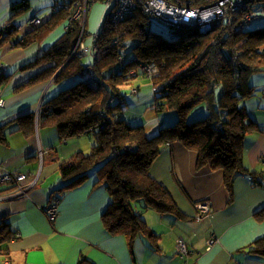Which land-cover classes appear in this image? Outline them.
I'll list each match as a JSON object with an SVG mask.
<instances>
[{"label": "trees", "instance_id": "obj_1", "mask_svg": "<svg viewBox=\"0 0 264 264\" xmlns=\"http://www.w3.org/2000/svg\"><path fill=\"white\" fill-rule=\"evenodd\" d=\"M180 1L190 7L208 3ZM29 4V0L12 2L10 18L0 25V47L7 43L13 48L39 44L73 12L68 3L55 9L37 29L20 36L21 25L15 20L29 9ZM110 13L93 36L88 52L70 56L83 25L81 20L74 21L49 49L20 67L24 71L45 66L14 90L52 79L62 84L44 101L42 124L56 127L61 138L92 135L95 142L88 154L80 151L60 165L67 183L58 191L78 187L97 174V185H105L112 197L103 223L111 233L124 235L133 251L135 239L141 234L153 242L158 240L142 216L143 209L184 217L169 190L151 174L152 164L166 143L178 141L197 152L198 168L222 169L229 202L233 200L236 178L243 174L254 177L244 164V141L258 125L251 119L246 101L257 88L252 76L264 73V27L250 28L249 23L264 13V0H243L238 10L206 32L167 24L172 29L170 38L152 30L153 19L140 6L117 21H112ZM151 66L157 68L154 75L149 73ZM10 76L0 72L1 89ZM139 76L152 81V106L156 110L178 114L174 125H166L153 137L147 136L143 124L122 116V102L126 100L123 92L131 85L137 94L140 88L134 82ZM201 103L207 115L190 120V112ZM21 120H25V126L20 129L28 135L34 128V116L29 114ZM14 187L15 183L0 182V194ZM257 218L263 220L264 210L257 213ZM17 238L11 223L0 218V264H9L8 244ZM181 238L176 241V255H181L177 250ZM252 247L264 257V237L248 248Z\"/></svg>", "mask_w": 264, "mask_h": 264}, {"label": "crops", "instance_id": "obj_2", "mask_svg": "<svg viewBox=\"0 0 264 264\" xmlns=\"http://www.w3.org/2000/svg\"><path fill=\"white\" fill-rule=\"evenodd\" d=\"M59 3L60 0H55L54 6ZM27 10L15 20L21 25L20 36L28 33V21L38 17V8L30 5ZM52 13L53 9L44 21ZM8 18L0 20V25ZM64 23L39 44L13 48L7 43L0 47V72L12 75L2 87L4 105L0 107V128L5 140L0 141V163H5L11 171L30 172L32 179L38 178L28 196L16 195V187L0 194V218H6L19 235L8 244L9 264H82V261L86 264H264V257L253 251V247L248 248L264 237V218H257V213L264 210V75L255 78L260 81L261 88L256 92L261 99L256 101L254 96L258 93H255L253 99L246 101L251 119L258 125L244 141V164L254 172V177L238 176L233 200L229 202L230 193L224 185L222 169L198 168L197 152L178 141L166 143L152 164L151 174L169 190L184 217L143 209L142 216L158 240L153 242L141 234L131 251L126 237L111 233L103 223V214L112 197L105 185H97V174L78 187L58 191L67 183L60 165L80 151L88 154L95 142L92 135L61 138L56 127L42 124L44 101L58 92L62 84L52 79L14 90L45 68L41 65L20 70L64 34ZM102 25L94 30L93 36ZM251 99L256 104L249 107ZM29 114L35 122L33 131L27 135L20 128L25 126L21 118ZM174 118L172 114L165 123H175ZM150 129L154 131L158 125L153 124ZM86 146L91 147L89 151ZM41 150L49 152L41 157ZM54 191L57 193L51 199ZM203 200L211 204L212 211L197 221L194 204ZM55 201L59 202L58 215L51 221L45 208ZM180 237L189 247L188 257L175 253ZM212 238L216 242L209 244Z\"/></svg>", "mask_w": 264, "mask_h": 264}, {"label": "built area", "instance_id": "obj_3", "mask_svg": "<svg viewBox=\"0 0 264 264\" xmlns=\"http://www.w3.org/2000/svg\"><path fill=\"white\" fill-rule=\"evenodd\" d=\"M96 0H63L60 4L54 6L53 10L62 6H67L68 3L72 6L73 12L64 23V29H69L74 21L81 20L83 25L80 35L77 39L75 46L71 52V56L76 53H86L89 51V44L85 43L84 38L86 34V21L91 5ZM105 4H109L113 0H101ZM243 0H208V3L201 7H190L181 4L180 0L171 2L169 0H115L113 10L110 13L112 21L123 19L126 15L132 13L137 6L151 15L155 21H160L173 26H187L197 27L200 31L206 32L213 27L218 21L224 17L230 16V13L239 9ZM255 16V14H251ZM43 20L38 17H33L28 21L29 29H37ZM94 38V37H93ZM157 68L151 66L149 68L150 74H156ZM4 105L2 98V91L0 89V107ZM49 151L41 150V157ZM264 160V158H263ZM30 172L11 171L7 168L5 163H0V182L1 183H15V194L28 196L30 189L38 182V178L32 179ZM59 202L55 201L47 207L45 212L49 220L54 221L58 215ZM196 208V220L201 221L208 216L212 207L208 201H198L194 204ZM216 242L215 238L209 241V244ZM178 252L181 256H187L190 253L185 241L181 238L177 244ZM239 264V263H235Z\"/></svg>", "mask_w": 264, "mask_h": 264}, {"label": "rangeland", "instance_id": "obj_4", "mask_svg": "<svg viewBox=\"0 0 264 264\" xmlns=\"http://www.w3.org/2000/svg\"><path fill=\"white\" fill-rule=\"evenodd\" d=\"M13 1H17V0H0V20L4 19L6 16H9L10 18V14H11L10 6ZM114 3L115 0L111 1L108 5L101 0H96L91 5L89 13L87 15V22L85 25V29L87 33L84 38L85 43L89 45L91 44L94 30H97L99 27H101L102 23L104 24L105 20L107 19L106 15L113 10ZM30 5L31 8H38L37 10L38 18L43 20L52 11L55 5V0H30ZM27 11L28 10H25L22 14H24ZM92 15L94 16L93 20H92ZM249 27L250 28L264 27V13L261 14L260 18H255L254 20H252V22L249 23ZM152 30L161 33L166 38H170L172 35V29L167 24L160 21L152 20ZM127 50L129 51V55L133 54V52L130 49L127 48ZM263 75L264 73H257L252 76L253 77L252 84L257 87L256 89H259L261 87L259 85L260 81L255 80V78L257 77L261 78ZM135 82L134 85H137L140 88L137 94H134L132 92V90L130 89L131 85H127L126 86L127 88L123 92L126 95V100L122 102V106H123L122 116L125 119L128 118L130 122L143 124L147 136L153 137L154 135L158 134V132L163 127L167 125V123H165L166 119H170L171 115L174 113L175 115L174 120H175L178 114L172 111L156 110L155 107L152 106L153 103L152 94L154 89L150 78L139 76V78ZM254 97H256L255 98L256 101L261 99L260 93H258V95ZM252 99L249 100L250 101L249 107H252V105L256 104L255 100ZM206 115H207L206 106L204 103H201L190 112L189 118L190 120L194 118L199 119L205 117ZM160 122H163V124L160 125ZM153 124L158 125V129L151 131L150 128ZM81 136L84 135L75 136V137L79 138ZM90 148L91 147L86 146V150L89 151ZM178 256L181 257V255Z\"/></svg>", "mask_w": 264, "mask_h": 264}, {"label": "clouds", "instance_id": "obj_5", "mask_svg": "<svg viewBox=\"0 0 264 264\" xmlns=\"http://www.w3.org/2000/svg\"><path fill=\"white\" fill-rule=\"evenodd\" d=\"M58 5V4H57ZM54 8V7H53ZM54 11V10H53ZM35 17H37V16H35ZM43 22H44V19H43ZM87 22V21H86ZM71 56V55H70ZM1 89V88H0ZM1 91H2V89H1ZM3 98V97H2Z\"/></svg>", "mask_w": 264, "mask_h": 264}]
</instances>
